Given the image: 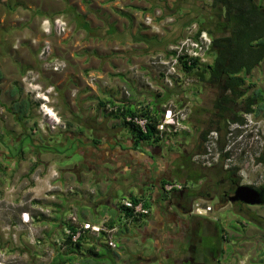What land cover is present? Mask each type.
Wrapping results in <instances>:
<instances>
[{
    "label": "crops",
    "instance_id": "crops-1",
    "mask_svg": "<svg viewBox=\"0 0 264 264\" xmlns=\"http://www.w3.org/2000/svg\"><path fill=\"white\" fill-rule=\"evenodd\" d=\"M254 1L264 7V0ZM179 3L192 4L183 14H195L201 7L210 8L212 0H0V81L8 85L13 79L10 94L18 88L16 80L24 71L40 69L38 47L32 42L45 39L42 20L62 16L72 27L62 37H46L54 56L63 60L67 68L43 75L58 91L59 109L68 128L66 142L71 139L78 144L81 158L68 165L58 178L48 176L50 183L57 186V193H62L50 196L52 202L56 199L50 208L59 214L54 220L57 225L52 245L45 251L51 264L65 252L56 240L62 237L64 225L72 216L91 223L107 218L112 227L118 228L116 239L121 245L117 263L189 264L183 260L193 255L204 264H264V257H258L260 244L264 243L260 239L264 235V219L254 213L256 207L249 208L251 227L242 223V229L229 230L228 218L218 224L213 215L229 207L242 215L241 209L228 201L222 203L218 197L196 195L209 174L191 158L203 148V133H224L214 126L218 110L208 107L214 104L190 109L186 121L189 132L158 142L138 141L122 117L109 109L111 105H128L157 117L163 114L165 102L179 95L173 90L176 87L168 93L160 91V75L145 62V57L159 53L163 46L144 24L156 10L173 12ZM183 14L178 15L180 21L170 34L184 32ZM213 62L214 57L208 54L207 65ZM136 74L153 80L150 90L136 88ZM92 78L95 82H91ZM120 85L127 86L133 98L126 101L118 89ZM246 85H251L247 101L255 100L253 115L263 116L264 96L258 91L264 93V60L252 71ZM244 109V105L240 111L237 109V115L243 114ZM220 177L225 179V173ZM189 181L195 182L196 187H190ZM168 182H179L184 188L165 193L163 187ZM121 190L125 197L119 196ZM131 198L143 201L151 210L150 216L125 222L120 202ZM216 198L217 205L213 204ZM191 202L211 206L213 211L203 216L189 215ZM256 231L259 234L252 237ZM231 236L236 238L233 244L229 242ZM40 243L37 240L35 246ZM97 243L100 241L86 235L80 259L86 262L88 249ZM138 243L150 244L152 252H146V245L145 256L143 247L134 250Z\"/></svg>",
    "mask_w": 264,
    "mask_h": 264
},
{
    "label": "rangeland",
    "instance_id": "rangeland-1",
    "mask_svg": "<svg viewBox=\"0 0 264 264\" xmlns=\"http://www.w3.org/2000/svg\"><path fill=\"white\" fill-rule=\"evenodd\" d=\"M191 6L192 4L179 3L176 7L177 10L173 12L160 10H162L163 14L165 12L168 16L179 19L178 15L183 14V11L188 10ZM194 18H196L195 14L192 17L184 16L181 18L183 20L181 26L184 28L182 34L179 32L180 30H178L177 35L176 33L170 34L174 25L168 28L166 34L158 36L161 41L160 44L163 46L162 48L160 47L162 51L159 53L154 52L150 56L145 57V62L150 63L151 67L160 75V80L162 79L163 81L159 84L160 91L163 89L168 93L173 89L163 79L164 73L170 70L171 65V58L168 52L171 51V45H175L183 38L186 28L193 24L192 19ZM29 71H24L19 80H16V86L18 85L17 87L22 90V93L19 94L20 97L25 98L31 104L29 115L22 123H17L13 115L8 112L13 103L19 99V95L13 97L9 93L14 85L13 79L9 80L10 83L8 85L0 81V262L2 264H51L52 261L45 251L52 245V239L56 234L54 228L57 225L54 220L58 219L59 214L50 208V206L52 207L56 203V199L54 203L50 196L57 193V186L50 183L48 176L53 174L54 178H58L60 173L66 171L65 168L68 165L81 161L78 153V144L76 145L71 139L66 142L65 131L68 128L63 123L59 109L58 91L48 92V88L52 86V83L46 79V76L43 73L39 76H34L28 74ZM31 71L41 72L40 69ZM180 74L183 76L182 80L173 89L179 95L174 98L172 96L169 101L165 102V107L162 108L164 111L168 109L174 112L184 109L190 111V109H194L197 105L202 106L203 104L204 107H207L209 103L210 105L211 103L214 104L212 92L209 88L207 89L202 81V83H196L192 86L193 88L186 89V83L189 80H196L197 78L189 76L182 71ZM134 81L136 88H142L145 92L148 89L150 90V83L153 80H149L145 75L136 74L134 75ZM244 88L247 89V93L244 98L239 100L241 106L245 105L246 99L251 96L249 94L251 85H246ZM118 89L126 101L129 98H133L131 90L127 86L120 85ZM258 94L264 96V93L260 90ZM198 97L201 101H198ZM111 107L114 106H109V109ZM208 107L211 108L212 106ZM254 117L263 126V131L258 134L259 138L255 139L253 147L247 150L249 158L245 160L244 166L247 171H250L252 178L258 179L261 175H264V167L255 158V154L259 153L261 146L263 147L262 154H264V114L261 117L256 115ZM216 124L214 125L215 128H217ZM241 132L239 130L235 132L234 136L229 138L230 141H237V137ZM25 134L28 136L23 138ZM226 135L223 133L222 139H220V146L226 145ZM253 136L255 135L249 134L247 137L251 138ZM247 140L249 141V139ZM18 143H21L20 147H23L21 154H18V150L20 149V147L17 148ZM237 148H239V144L236 143L234 145V153H236L235 149ZM235 157H239L238 154ZM33 167L35 169L31 171ZM189 185L190 187H196V183L192 181H189ZM122 191L119 192V196L125 197ZM57 195H62V193L58 192ZM57 197L59 200L62 198L60 196ZM218 203L219 199L216 198L213 204L217 205ZM255 207L254 213L264 219V206ZM213 217L214 220H217L218 224L225 223V220L228 218L230 220V226L227 227L229 230H232L234 227L242 229V223L251 227L249 216L236 214L231 207L215 212ZM258 234V232H254L251 235L252 237H256ZM263 237L260 235V239H264ZM37 240H40L41 243L35 246ZM116 241L118 240L116 239ZM235 241V237H229L231 244L235 243ZM100 242L105 243L104 240H100ZM42 244H46V246L43 248ZM141 245L134 250L139 251V247H143L141 250L145 256L146 245V252L148 254L152 252L150 244ZM260 246L262 248L258 250V257L262 258L264 257V243L260 244ZM118 250L119 248H117L116 252ZM67 253L68 251L63 252L62 257L55 260L56 264H93L90 259L84 262L80 259L81 255L79 256V254L72 256ZM70 259L72 261H69ZM117 264L122 263L118 262Z\"/></svg>",
    "mask_w": 264,
    "mask_h": 264
},
{
    "label": "trees",
    "instance_id": "trees-1",
    "mask_svg": "<svg viewBox=\"0 0 264 264\" xmlns=\"http://www.w3.org/2000/svg\"><path fill=\"white\" fill-rule=\"evenodd\" d=\"M206 13L208 16H205ZM184 15L192 17L193 13ZM164 16L168 15L164 12ZM195 16L196 18L192 19V22L198 24L200 31H207L213 39L209 54L214 57V62L211 65L200 66L198 60H193L192 65L188 66L183 58H181L180 68L187 75L195 76L196 80H198L197 83L202 81L207 89L209 88L213 92L211 95L215 99L213 98L214 105L211 108L218 110L217 128L220 132L223 131L227 134L230 123L244 124L243 115L254 112L252 106L255 100L247 101V98L244 105V113L237 115V109L241 108L239 100L244 98L247 93V89L244 88L246 81L251 76L252 71L264 60V7L258 5L254 0H212L210 8L201 7L195 13ZM178 20L176 19L175 24L178 23ZM21 93L22 90L16 88L11 95L15 97ZM255 96H258V94ZM30 107V102L20 97L8 109V112L13 115L17 123H22L27 119ZM117 114L122 117L124 122L127 116H143L148 118L147 132L141 131L134 124L125 122L138 141L158 142L163 140L160 138L157 126L162 120L164 112L162 115L152 117L143 111L132 110L128 105H120L118 106ZM218 134L220 139H222L223 133ZM208 135L209 133H203V148L198 154L204 151V144ZM170 137L164 139L170 140L175 138L174 136ZM257 160L264 163V154ZM34 169L33 167L31 171H34ZM204 169V172L209 174V178L200 192L196 193L197 197L199 195L204 198L212 196L221 199L222 203L227 202L234 194L236 188L240 186V178L236 176L237 169L233 168L230 170V177L225 173L227 171L223 169L222 164H218V166L210 169L213 170L212 172L209 169ZM223 172L226 177L221 180L220 176ZM227 177L231 181L229 184H227L229 180ZM255 188L257 189L258 187ZM131 200L134 203L141 201L135 198H131ZM120 209L122 211L121 214H125L126 217L130 216L128 209L122 206H120ZM109 227L111 228L112 226L109 225ZM84 239L85 236L78 243L72 244L71 238H67L65 243L67 245L65 249V251H68L67 254H71L72 256L74 254L82 255L81 248ZM62 255L59 257H62ZM87 255L93 264H117L116 258L120 259V255L115 250H112L106 243L101 242L89 248ZM72 259L69 261H72ZM53 264H56V261Z\"/></svg>",
    "mask_w": 264,
    "mask_h": 264
},
{
    "label": "built area",
    "instance_id": "built-area-1",
    "mask_svg": "<svg viewBox=\"0 0 264 264\" xmlns=\"http://www.w3.org/2000/svg\"><path fill=\"white\" fill-rule=\"evenodd\" d=\"M175 23L176 18L172 16H164L162 10H156L152 16L147 17L144 21L145 26L157 36H163L166 34L168 28L173 27ZM41 27L43 34L45 35V39L42 42H32L38 47L37 57L41 72H33L30 70L28 74L39 76L46 71L56 73L63 72L67 68V64L63 60L54 56L53 46L46 37L52 34L62 37L69 33L72 30V27L62 16H55L51 19L47 18L42 20ZM212 42L213 39L211 35L207 31H200L197 23L189 25L186 28L183 38L170 47L171 51L168 53L170 54L171 65L170 70L164 73V82L173 88L181 82L183 77L180 74L182 71L180 68L181 58H183L188 66L192 65L193 60H198L200 66L207 65V55L211 49ZM94 81L95 79L92 78L91 82ZM195 82L197 83L196 80H189V82L186 83L187 86L185 88L188 89L192 87ZM55 91L56 89L54 86H50L48 88V92ZM118 106L111 107L110 110L118 112ZM189 113L190 111L185 109L175 112L171 109L164 111L162 120L157 126L160 138L164 140L166 137H177L180 134L189 132V127L186 125ZM243 117L245 121L244 124L230 123L228 133L226 135L227 142L225 146H220L219 134L217 132H211L207 136V140L204 144V151L193 156L192 160L196 164L203 167H211L216 164H222L225 170L236 168L238 177L240 178V185L258 187L262 182L263 176L261 175L258 179L252 178L250 171L246 170L244 162H246L245 160L249 158L247 150L253 147L255 139L259 138L258 134L263 131V126L260 122L255 120L253 113L244 114ZM125 122L134 124L141 131L147 132L149 124L147 117L127 116L125 117ZM238 130L242 132L237 137V141H230L229 138L233 137V134ZM249 134H254L255 136L248 138L247 136ZM247 139H249V141ZM236 143L239 144V148L235 149L236 153H234V145ZM262 148L263 147L261 146L259 153L255 154V158L258 159L262 155ZM236 154H238L239 157H235ZM241 160L243 161L241 162ZM183 188L184 186L179 182H168L164 184L163 187L164 192L166 193L181 191ZM120 206L128 209L130 212L129 217H126L125 214H121L122 219L127 223L140 220L144 217L150 216L151 214L150 208H148L143 201L134 203L131 199H122ZM212 211L213 208L211 206L203 207L200 202H195L191 214L203 216ZM25 217L27 218V216ZM109 225L110 222L107 218L102 219L98 223H91L80 222L76 216H72L66 221L63 229V235L61 238L56 240V243L62 250H65L67 248V245L65 244L67 238H71V243L76 244L82 237L88 235L99 241L104 240L112 250L116 251L118 248V241H116L118 228L116 226L110 228ZM0 264L2 263L0 262Z\"/></svg>",
    "mask_w": 264,
    "mask_h": 264
},
{
    "label": "flooded vegetation",
    "instance_id": "flooded-vegetation-1",
    "mask_svg": "<svg viewBox=\"0 0 264 264\" xmlns=\"http://www.w3.org/2000/svg\"><path fill=\"white\" fill-rule=\"evenodd\" d=\"M17 96V95H16ZM19 98H20V96H19ZM25 99V98H24ZM28 135L27 134H25L24 136H23V138H25V137H27ZM19 145L17 146V148L18 147H20V144L21 143H18ZM263 149V148H262ZM22 151H23V147H20V149L18 150V154H21L22 153ZM263 155V154H262ZM193 156H195V154L193 155ZM193 156H192V158H193ZM192 158H191V160H192ZM192 162L195 164V165H198V164H196L193 160H192ZM259 162V161H258ZM259 164L261 165V166H263L264 167V163L263 162H259ZM200 167H202L203 169L204 168H206V169H212V168H214L215 166H218V164H216V165H213V166H211V167H203V166H201V165H199ZM223 167V166H222ZM224 169V168H223ZM231 169H233V168H231ZM231 169H228V170H226L227 172H225V173H227V176H229L230 177V170ZM225 170V169H224ZM236 176H238V174H236ZM263 176V178H262V182H261V184H260V186H258V190L261 192V194H262V200H263V206H264V175H262ZM227 179H229L228 177H227ZM224 182V181H223ZM223 182H222V184H223ZM231 181H230V179L228 180V182H227V184H229ZM166 193V192H165ZM172 193V192H171ZM228 202H229V199H228ZM188 203V202H187ZM192 203V202H191ZM194 203L195 202H193L192 204H191V206H190V209H191V211H192V208H193V205H194ZM231 204V206H233V207H238V208H240L241 209V211H242V213L243 214H245V215H248L249 216V208L251 207V206H248V205H245V204H243V203H241V202H237V203H230ZM191 211H190V214L189 215H191ZM264 236V235H263ZM264 238V237H263ZM187 261H189V264H204L202 261H200V259H196L193 255L191 256V257H189L188 259H184L183 260V262H187ZM175 263V262H174ZM173 263V264H174Z\"/></svg>",
    "mask_w": 264,
    "mask_h": 264
},
{
    "label": "water",
    "instance_id": "water-1",
    "mask_svg": "<svg viewBox=\"0 0 264 264\" xmlns=\"http://www.w3.org/2000/svg\"><path fill=\"white\" fill-rule=\"evenodd\" d=\"M230 203L241 202L248 206H260L263 204L262 194L255 187L240 185L229 198Z\"/></svg>",
    "mask_w": 264,
    "mask_h": 264
},
{
    "label": "bare ground",
    "instance_id": "bare-ground-1",
    "mask_svg": "<svg viewBox=\"0 0 264 264\" xmlns=\"http://www.w3.org/2000/svg\"><path fill=\"white\" fill-rule=\"evenodd\" d=\"M55 167V166H54Z\"/></svg>",
    "mask_w": 264,
    "mask_h": 264
}]
</instances>
